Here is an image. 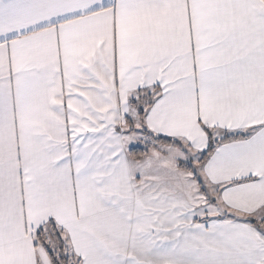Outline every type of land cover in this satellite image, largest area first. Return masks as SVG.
<instances>
[{
  "label": "snow or ice",
  "instance_id": "6c2138e0",
  "mask_svg": "<svg viewBox=\"0 0 264 264\" xmlns=\"http://www.w3.org/2000/svg\"><path fill=\"white\" fill-rule=\"evenodd\" d=\"M0 264H264V0H0Z\"/></svg>",
  "mask_w": 264,
  "mask_h": 264
}]
</instances>
